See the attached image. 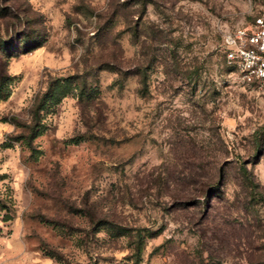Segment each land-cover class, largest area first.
<instances>
[{"label": "rangeland", "instance_id": "obj_1", "mask_svg": "<svg viewBox=\"0 0 264 264\" xmlns=\"http://www.w3.org/2000/svg\"><path fill=\"white\" fill-rule=\"evenodd\" d=\"M22 1L0 16V264H264V88L221 46L264 0Z\"/></svg>", "mask_w": 264, "mask_h": 264}, {"label": "built area", "instance_id": "obj_2", "mask_svg": "<svg viewBox=\"0 0 264 264\" xmlns=\"http://www.w3.org/2000/svg\"><path fill=\"white\" fill-rule=\"evenodd\" d=\"M224 61L241 80L264 88V7L223 30Z\"/></svg>", "mask_w": 264, "mask_h": 264}, {"label": "trees", "instance_id": "obj_3", "mask_svg": "<svg viewBox=\"0 0 264 264\" xmlns=\"http://www.w3.org/2000/svg\"><path fill=\"white\" fill-rule=\"evenodd\" d=\"M8 1L7 4L0 3V16L2 15H14L17 14V10L20 11L23 15L26 13L25 9L26 6L22 0H4ZM43 40V34L38 29L30 28L28 30H21L16 33L13 37H10L7 40L1 41L4 49L6 48L7 52L10 54H16L22 50H28L31 47L39 44ZM223 54V61H224V52ZM3 62V63H2ZM4 61L0 58V87L6 81L8 74L4 70ZM225 67L230 70V66H228L225 62ZM241 171L243 175L247 178V185L251 188L252 182L247 175V168L244 164L241 166ZM220 176V174L218 175ZM218 178L217 176L211 177L210 175L207 176V184H209L208 190L212 192V195H215L216 191L218 190Z\"/></svg>", "mask_w": 264, "mask_h": 264}]
</instances>
